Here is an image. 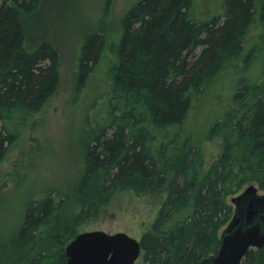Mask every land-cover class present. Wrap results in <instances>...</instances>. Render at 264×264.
<instances>
[{"label": "trees", "instance_id": "16d2710c", "mask_svg": "<svg viewBox=\"0 0 264 264\" xmlns=\"http://www.w3.org/2000/svg\"><path fill=\"white\" fill-rule=\"evenodd\" d=\"M44 1L0 0V164L60 83L57 50L27 44L23 18ZM193 3L137 0L116 35H84L74 65L76 96L96 83L107 100L89 131L79 192L92 202L165 194L135 264L214 256L233 214L225 187L238 162L264 192V0H222L205 20ZM218 135L221 154L206 167L203 146ZM84 219L85 209L64 216L52 196L31 200L0 240V264H65ZM241 264H264V247Z\"/></svg>", "mask_w": 264, "mask_h": 264}, {"label": "rangeland", "instance_id": "374dc122", "mask_svg": "<svg viewBox=\"0 0 264 264\" xmlns=\"http://www.w3.org/2000/svg\"><path fill=\"white\" fill-rule=\"evenodd\" d=\"M136 1L45 0L36 13L24 16L27 44L31 47L47 41L59 53L60 83L44 110L29 122L22 140L10 147L0 164V240L19 225L26 205L45 195L62 200L64 216H75L85 209L84 223L78 233L121 232L139 241L149 231L164 193L136 196L125 191L98 197L92 202V192L81 193L78 189L89 131L105 113L107 101L101 96L102 84L96 83L88 92L76 96L74 65L79 48L87 33L102 29L109 38L116 35L121 17ZM221 1L194 0V12L205 20L217 11ZM203 103L204 100L200 106ZM215 103L208 104V108ZM220 154L221 136L218 135L203 146L206 167ZM242 169L238 162L225 187V202L232 211L231 199L248 186L258 188L255 175L243 173ZM239 181L243 182L240 189ZM258 195L264 192L258 189ZM225 227L220 229L219 236Z\"/></svg>", "mask_w": 264, "mask_h": 264}, {"label": "water", "instance_id": "95a60500", "mask_svg": "<svg viewBox=\"0 0 264 264\" xmlns=\"http://www.w3.org/2000/svg\"><path fill=\"white\" fill-rule=\"evenodd\" d=\"M234 211L219 236L217 253L199 264H241L249 249L264 247V195L248 186L231 199ZM65 264H135L140 242L124 233L100 230L78 233L65 247Z\"/></svg>", "mask_w": 264, "mask_h": 264}]
</instances>
